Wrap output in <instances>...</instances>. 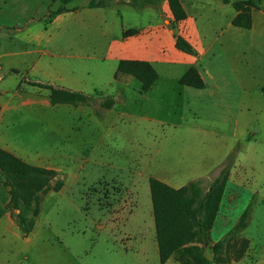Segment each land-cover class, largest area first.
Instances as JSON below:
<instances>
[{
	"label": "rangeland",
	"instance_id": "374dc122",
	"mask_svg": "<svg viewBox=\"0 0 264 264\" xmlns=\"http://www.w3.org/2000/svg\"><path fill=\"white\" fill-rule=\"evenodd\" d=\"M177 1L185 12L181 2L190 3L189 0ZM221 1L231 4L235 0ZM237 1H241L243 7L249 10L250 28L223 26L212 29L210 35H216L219 42L211 47L216 51L215 55L211 58L202 56L200 59L202 67H207L209 73L213 74L211 80L207 72L201 70L208 84L213 86L217 79L221 86L228 87L226 101L213 98L208 106H193L194 103L183 102L175 109V113L161 108L156 115L178 123V116L182 113L184 120L181 124L184 126L180 130L183 131H192L194 121L202 129L228 132L236 118L245 124L241 130L243 138H240L244 149L246 137L264 144V97L260 92V87L264 85V0L251 4L246 3L248 0ZM75 2L84 3L85 0ZM58 4V0H0V25L10 26L0 28L1 46L16 49L26 46L33 31L39 29V26L42 29L46 27L43 21L39 23L41 25H24L26 18L29 15L47 14ZM184 18L175 20L172 15L165 26L178 32L186 31L179 22ZM100 33L95 30L94 35ZM235 38L238 39L235 41ZM241 45L245 52L248 49L252 51V60H247L246 54L241 60L236 50ZM68 46L73 49L75 43L69 42ZM96 46L98 50L100 43ZM14 61L20 67L19 72H7L0 80V145L10 146L4 135L7 133L23 148L19 155L29 162L41 160L38 151L49 152L55 148L61 151L65 148L69 151V164L58 170L57 177L63 180L62 189L41 196L39 214L28 235H24L15 223L14 213L17 210L10 201L9 187L0 175V264H142L144 261L139 256L140 246L146 248L147 257L143 264H160L157 251H153L154 229L147 178L151 173V164L145 171L139 160L130 157L128 151L131 143L122 132L117 130L105 135L109 127L107 116L119 114L120 103L106 111L102 117L93 113L92 106H79L67 112L62 105L51 109L50 105L42 103L45 100L50 102L48 90L34 86L33 82L37 81L31 79L33 76L23 75L26 71L22 67L27 64L22 57L14 58ZM105 65L106 62H101L100 67ZM87 67V64L83 66ZM114 77L127 81L134 76L116 67ZM170 84L165 82L161 88L167 105L174 99L169 98ZM243 87L244 91L241 89ZM238 89L243 91L242 107L237 106V101L231 103V94L234 93L236 97L239 93L235 91ZM76 112L79 118L73 117L69 122L70 115L76 116ZM50 115L56 119L58 117V122H49L45 117ZM215 117L230 122H217L213 119ZM250 118L253 119L248 122ZM57 125L61 129L56 128ZM117 125L112 124L111 128ZM151 142L153 140L149 136V146ZM72 152L74 155H71ZM261 161L255 167L254 184L263 197L255 199L250 208L247 227L242 232L250 240L253 260L241 264H264V160ZM246 205L244 198L237 200L226 212L230 221L226 225L218 221L211 237L215 238L218 233L225 231L223 229L231 228ZM207 246L204 253L208 256L210 251ZM170 260L168 264H180L173 258Z\"/></svg>",
	"mask_w": 264,
	"mask_h": 264
},
{
	"label": "crops",
	"instance_id": "0c3cea01",
	"mask_svg": "<svg viewBox=\"0 0 264 264\" xmlns=\"http://www.w3.org/2000/svg\"><path fill=\"white\" fill-rule=\"evenodd\" d=\"M88 2L89 0H85L84 3H76L75 0H71L65 4L69 10L54 16H49V12L47 14L29 15L24 25L26 23L39 24L43 21L46 27L42 29L39 26V29L33 31L27 45L21 49L3 48L0 44V80L2 75L7 72H19L20 67L17 66L14 58L22 57V60L27 64L22 67V70L26 71L23 75L33 76L31 79L34 81L84 93H90L93 90L106 91V94H110L114 98L113 105L106 110L100 108L101 98L99 97H95L89 105H52L46 100L42 103L50 105L51 109L62 105L66 112L73 111L79 106H92L93 113L95 110L101 113L98 117H102L106 111L120 103L121 112L107 116L109 127L105 135L107 132L114 133L117 130L122 132L131 143L128 151L130 157L133 156L135 161L139 160L140 166L145 171L149 169V164H151L149 176L156 177L175 188L185 185L191 180H199L201 188L203 186L202 190L205 191L219 174L222 161L232 149L234 142L243 138L241 130L245 124H242L243 121L234 118L228 132H219L213 129H202L193 121L194 129L183 131L180 130L184 126L181 124L184 120L182 113L178 116V123H175L158 117L156 112L164 108L168 109L167 112L172 110L175 113V109L181 106L183 102L194 103L193 106H202V104L208 106L212 103L213 98H222L226 101L228 87L221 86L217 79L213 86L208 84L201 70H205L204 72H207L211 80H213V74L209 73L207 67L205 69L202 67L200 59L202 56L211 58L215 55L216 51L212 50L211 47L219 42H217L216 35H210V31L223 26H234L231 21L237 13L236 10L231 4L221 0L181 2L186 17L179 22L184 25L186 31L178 32L172 28H167V25L165 26L172 19L166 0H160L157 6L145 5L140 8L130 6L126 0H111L107 6L102 7H89L87 6ZM5 27L10 26L0 25V28ZM95 30L101 32L98 36L103 43L97 39L98 36L94 35ZM177 36L185 38L193 46L195 53H186L177 49L175 47ZM237 39L235 38V41ZM72 41L75 43L73 49L68 46V43ZM86 42L89 45H85ZM97 43H100L98 50L96 48ZM111 47L114 49L111 50ZM221 47L225 49L223 45ZM232 48L235 47L232 46ZM236 50L240 53L241 60L245 54L247 60H252L253 54L250 49L245 52L244 46L241 45L236 47ZM250 53L252 56L249 57ZM120 60L149 62L157 71L156 80L149 89L142 91L141 83L134 77L128 78L127 81L115 78L114 73ZM94 62L95 65H93ZM101 62H106V67L101 68ZM85 64L89 67L83 68ZM189 66H195L199 70L205 83L204 87L194 88L178 82L177 78ZM165 82L171 83L169 98H174L169 105L165 103V96L162 95L163 91H161ZM241 89L245 90L244 87ZM242 90L235 91V93H239L236 94V97L233 96L234 93L231 94L232 104L237 101V106H243L241 101ZM119 93L120 97L118 96ZM192 114L194 116V112ZM73 117L79 118L77 112L76 116L70 115L68 121L71 122ZM45 118L49 122H58V117L56 119L52 115ZM213 119L217 122H230L219 117ZM251 119L253 118H250L248 122ZM112 124L118 125L111 128ZM57 126L56 128L61 129V126ZM4 135L10 146L0 145V147L21 157L19 154L23 148L15 143L7 133ZM149 136L153 140L150 146ZM68 152V149L65 148L61 151L57 148L49 152L38 151L41 160L34 162L24 160L58 172L59 169L68 166ZM71 155H74L73 152ZM21 159L23 158L21 157ZM257 160L259 163L264 160V144L256 143V139L249 137L244 149L242 148L236 153L230 166L219 207L209 231L210 243L221 238L230 228L228 230L223 229L225 231H221L217 237L212 238L213 228L218 221L226 225L230 221L226 212L237 200L244 198L247 204L245 208L248 207V214L246 226L239 232L238 236L246 238L248 246L241 257L234 258L230 253L229 261L215 262L214 264H241L247 260H253L250 240L243 236L242 232L247 227L250 208L253 207L255 199L263 197L259 188L254 184ZM182 178H184L183 181L180 180ZM152 225L154 229L153 214ZM152 235L153 251L156 250L158 255L155 231ZM207 248L210 254L205 255L212 258L213 254L209 246ZM139 250V256L145 262V257H147L145 246L144 248L140 246ZM170 259H167L163 264L170 263Z\"/></svg>",
	"mask_w": 264,
	"mask_h": 264
},
{
	"label": "trees",
	"instance_id": "16d2710c",
	"mask_svg": "<svg viewBox=\"0 0 264 264\" xmlns=\"http://www.w3.org/2000/svg\"><path fill=\"white\" fill-rule=\"evenodd\" d=\"M60 5L49 12V16L69 10L65 4L71 0H58ZM134 7L145 5L157 6L160 0H126ZM227 1V0H226ZM261 0H248L251 4ZM111 0H89L87 6H107ZM173 18L185 17V12L177 0H168ZM236 10L232 25L244 29L251 26L249 10L241 1H231ZM133 32V31H131ZM175 47L186 53H194L193 46L182 36H177ZM117 70L132 74L141 82V90L146 91L157 78L156 70L146 61L120 60ZM178 82L194 88H202L205 83L194 66H189L178 78ZM34 86L48 90L51 104L89 105L95 97L101 98L100 108L109 109L114 98L101 90L92 93L70 90L47 83L33 82ZM264 97V85L260 87ZM95 115H101L98 110ZM248 137L244 139L246 141ZM242 148L240 139L222 161L217 177L203 191L199 180H191L180 187H172L160 179L149 176L148 187L152 207L155 240L159 263L173 258L180 264H214L229 261L230 256L241 257L248 246V240L239 237V232L246 226L248 207L243 210L236 223L218 240L210 243L209 231L213 225L219 202L228 178L229 169L236 153ZM0 174L8 185L10 201L17 212L14 220L18 229L28 235L39 214L41 196L50 190L57 191L63 186V180L54 169L31 164L0 147ZM235 242H237L235 244ZM209 246L213 256L208 258L204 249ZM231 253V255H230Z\"/></svg>",
	"mask_w": 264,
	"mask_h": 264
}]
</instances>
